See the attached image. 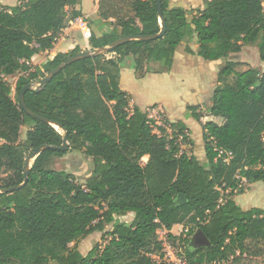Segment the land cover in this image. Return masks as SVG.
<instances>
[{"label": "trees", "instance_id": "obj_1", "mask_svg": "<svg viewBox=\"0 0 264 264\" xmlns=\"http://www.w3.org/2000/svg\"><path fill=\"white\" fill-rule=\"evenodd\" d=\"M82 2L21 0L0 9V190L22 184L34 149L60 146L65 133L72 149L94 158L91 175L79 183L53 167L54 157L65 151L46 148L24 187L0 192V264H172L161 229L174 246L180 242L178 253L188 264L264 262V209H243L234 199L246 184L264 182V68L237 71V62L228 60L220 69L208 112L223 122H201L205 163L182 149L181 139L190 136L184 121L167 120L169 136L148 110L131 107L120 87L126 57L138 77L167 73L178 48L195 35L204 59L218 60L257 43L264 62V0H206L192 18L184 7L161 0L164 36L127 40L108 53L79 58L26 91L27 107L61 124L60 132L26 114L19 95L82 52L77 46L32 65L37 54L54 47L71 19L82 16L76 8ZM98 15L101 35L92 32L91 49L162 30L156 0H100ZM18 73L14 99L7 78ZM189 109L194 118L203 116L198 105ZM24 125L30 129L22 141ZM130 212L131 222H115V216ZM110 223L103 247L97 244L84 255L71 246ZM175 224L188 229L187 237L170 232ZM196 236L209 244H196Z\"/></svg>", "mask_w": 264, "mask_h": 264}, {"label": "rangeland", "instance_id": "obj_2", "mask_svg": "<svg viewBox=\"0 0 264 264\" xmlns=\"http://www.w3.org/2000/svg\"><path fill=\"white\" fill-rule=\"evenodd\" d=\"M19 1L21 0H0V9L2 7L11 5V3L18 4ZM205 1L206 0H171V5L184 7L188 12L189 18H192L194 15L198 14V10L204 8ZM198 48H199V43H198L196 35L193 39H191L188 42V44H183L182 46L178 48V51L181 54L178 56L179 58L176 63L177 70H179L180 76L181 77L183 76L185 81L184 82L183 81L180 82V80L174 81L170 89L182 90L179 100L177 101L178 110L176 112V115L180 118L187 119L188 123H190L191 125L190 131L192 134L189 136V139L188 138L184 140L181 139V141L183 142V144L181 145L182 149L188 153L196 151L199 154L200 137H199V134L197 133L196 126H198V121L201 123L202 121L207 120V118L204 115L208 111V109L206 108V104L208 101L207 98L212 89V87L210 86L211 83L213 82V80L211 81V78H212L211 72L213 71L219 72L222 66L228 60H235L237 62V65H236L237 71H242L244 69H247L248 67L263 68V63L259 56V49H258L257 43L245 44L243 45L242 50L240 52L230 53L227 57L220 58L218 60H207V59L200 57L197 54ZM191 50H193L194 53H191L190 52ZM108 56H112V54H108ZM180 58L182 59V61H180ZM184 58H186V60ZM41 59H43V56L38 58L36 62ZM129 61H130V65L133 66V61L131 57L125 58L124 63H123L124 66L128 65ZM36 62L32 61V65L35 66ZM42 63L43 62H41V64ZM157 68H155L154 66V69H157ZM171 71L169 73H171ZM20 75L21 74L18 73V74L9 76L7 78L8 83L12 86V96L14 99L16 98V83ZM124 77L127 81L128 76L126 75ZM216 82L218 84V78L216 79ZM39 83L40 81L39 82L33 81L32 87L36 88V86H38ZM141 90H142L140 92L142 93L141 97H148L150 99H159L160 95H162L161 91H159L158 89L154 87H151V83H149L147 80H145L144 82L142 81ZM195 103H197V105L199 106L198 112H200V114L203 115V118H201L200 120L197 119L198 121H195L193 118L190 117L191 110L189 109V106ZM203 106L205 107V109L202 108ZM200 107L202 109H200ZM157 117L160 118V120L162 121V123L159 122L158 125L166 127L167 133L170 136L173 131L169 123L166 122L167 119H165L164 117L161 118L159 115H157ZM29 129H30V126L28 125L22 126L21 137H20L22 141L26 139V134ZM60 131L63 132L61 128H60ZM33 160L34 158H32L31 164L33 163ZM147 160H148V157L147 158L145 157L143 159V161H147ZM53 167L58 170H65L68 173L72 174L76 182L85 183L86 179L91 175L94 169V158L87 156L84 153V150L72 149L69 145V148L65 151V154L63 156L54 157ZM256 184L261 185V184H264V182L259 181ZM245 187L247 189H250L248 184H246ZM262 187L263 188H260V191L264 189V185H262ZM131 221L132 220L126 217V215L115 216V222L129 223ZM106 227L107 228L105 231H95L89 234L88 236L80 239L76 243H72L71 246L76 247L84 255H87L89 251L97 244H101V246L103 247L110 240V235L108 234V232L112 230L113 223L107 224ZM186 229L187 228H185L184 226L182 227L177 226L173 230L172 233L177 236L182 235L184 237H187ZM159 234L161 238L164 241H166V244L168 246V243H169V241H167L168 231L165 229H161L159 231ZM170 244L173 246L176 252H178L179 250L178 245L180 244V242H177L176 246H174L172 243ZM166 254L168 255V253ZM167 255H166V259L170 260L171 259L170 256L169 255L167 256ZM249 263L264 264L261 258L249 259L243 263H237V264H249Z\"/></svg>", "mask_w": 264, "mask_h": 264}, {"label": "crops", "instance_id": "obj_3", "mask_svg": "<svg viewBox=\"0 0 264 264\" xmlns=\"http://www.w3.org/2000/svg\"><path fill=\"white\" fill-rule=\"evenodd\" d=\"M99 1L100 0H83L82 4L79 6H76L77 9L82 11V16L76 17L74 19H71L67 25L66 28H64L57 39V42L55 43L54 47L41 52L37 54L32 61L36 62L38 58L43 56V59L38 60L36 62L35 66L41 65V62L46 61L48 58H53L58 52H68L73 48H76L79 46L82 51H88L91 50V46L89 44V38L85 36L84 29L86 26L91 27L92 32L96 33L97 35H101V32L98 30L95 24V20L98 19V10H99ZM20 3V1H19ZM11 5H15V3H11ZM69 11L73 9V7H68ZM181 53L177 50L175 54V62L173 69L171 73H163V72H149L147 73L144 77H138L136 74L135 69L133 68L132 65H130V61L128 65H125L121 69V81H120V87L126 91L129 96H130V106H139L142 109H152L154 111V114L159 115L161 118L164 117L165 119L171 121V122H176L179 120L184 121V123L187 126V130L189 134L191 135V125L188 123V120L185 118H180L176 115V112L178 110L177 107V101L179 100L180 94L182 93V90H175V89H170L172 86V83L174 81H185L183 76L181 77L179 74V70H177V61H178V56ZM186 60V58H184ZM180 61L182 59L180 58ZM263 63V68H264V62ZM245 70V69H244ZM178 71V72H177ZM127 73V74H126ZM211 91L209 93V96L207 98V104L206 108L208 109L212 105V94L214 91V88L216 87V79L218 78L219 72H211ZM127 77V81L124 76ZM176 75V76H175ZM178 76V78H177ZM181 77V78H180ZM215 77V78H214ZM147 80L149 83H151V87H154L161 91L162 95H160L159 99H150L148 97H141L142 93H140L142 90V81L144 82ZM170 82V83H169ZM210 82V81H209ZM131 83V84H130ZM171 84V85H170ZM157 85V86H155ZM197 105V103L193 104ZM202 108L205 109L203 106ZM200 107V109H202ZM207 120H213L218 123L223 122V118L213 116L209 114L207 111L206 114L204 115ZM193 118L195 121H198L196 118H194L192 115L190 116ZM203 118V116L201 117ZM159 119V118H158ZM186 121H185V120ZM205 120V121H207ZM202 121V122H205ZM162 123V121L160 120ZM195 123V122H194ZM193 123V124H194ZM197 133L199 134L200 137V150L199 154L195 152H189V154H194L195 156L198 157V159L202 162L205 163L207 161L206 157V150H205V140H204V130L202 128L201 123L198 121V126H196ZM148 157V156H147ZM146 157V158H147ZM259 182V181H258ZM257 182L248 184L250 189H247L246 192L237 194L234 196V199L236 203L242 207L243 209H248L250 207H259L264 209V189L260 191V188H263L262 185L264 184H256ZM135 214L134 212H130L126 215L130 220H133ZM182 227L184 226L183 224H175L170 232H173V230L176 227ZM166 230V229H165ZM168 231V230H167Z\"/></svg>", "mask_w": 264, "mask_h": 264}, {"label": "water", "instance_id": "obj_4", "mask_svg": "<svg viewBox=\"0 0 264 264\" xmlns=\"http://www.w3.org/2000/svg\"><path fill=\"white\" fill-rule=\"evenodd\" d=\"M157 2V7H158V10H159V13H160V20H161V25H162V30L158 33V34H155V35H138V36H128V37H123L121 38L120 40H118L117 42L107 46V47H103V48H97V49H91V50H88V51H82L74 56H71L69 57L68 59L65 60V62H63L62 64L58 65L53 72L47 74L39 83V87H41L42 85H44L45 83H47L48 81H50L53 76L59 72L60 70H62L64 67H66L68 64L72 63L73 61L79 59V58H83V57H87V56H92V55H97V54H100V53H108L111 49H113L114 47H116L118 44L122 43V42H125L127 40H131V39H142V40H152V39H156V38H159V37H162L164 36V34L166 33V22H165V19L162 17L161 13H162V7H161V0H156ZM29 89H34L32 87V84L29 83L27 84L26 86H24V88L22 89L20 95H19V104L21 106V108L23 109V111L32 116L33 118H36V119H39V120H42V121H46V122H49L51 123L53 126H55L59 131L60 129L57 127L59 126L62 130H64V128L62 127L61 124L57 123V122H53V121H50L48 118L36 113V112H33L31 111L26 103H25V99H24V96H25V93L27 90ZM61 132V131H60ZM46 148H50V149H53V150H60V151H66L68 148H69V140H68V135L67 133L64 134L63 136V143L58 146V145H43V146H39V147H36L34 149V151L30 154V156L28 157L27 159V162H26V166H25V180L22 184H19V185H15V186H12V187H9V188H6V189H2L0 190V192H5V191H15V190H19L21 189L22 187H24L27 183H28V174H29V171L30 169L32 168V165L33 163L31 164V160L32 158H34L33 162L35 161V159L41 154V152L46 149ZM179 202L183 203L186 201L185 197L183 198H180L178 199ZM196 238H200L196 244L198 245H208L209 244V241L204 238V237H200V236H196Z\"/></svg>", "mask_w": 264, "mask_h": 264}, {"label": "built area", "instance_id": "obj_5", "mask_svg": "<svg viewBox=\"0 0 264 264\" xmlns=\"http://www.w3.org/2000/svg\"><path fill=\"white\" fill-rule=\"evenodd\" d=\"M84 33L85 36L87 38H90L92 35V29L89 26H86L84 29ZM148 116L149 118L152 119H157L156 122L159 123L160 122V118L158 119L157 115L154 114V111L152 109H148ZM161 123V122H160ZM183 138V137H181ZM186 231H188V229H186ZM164 246H165V252L168 253V255L170 256V260H168L170 263L172 264H188L184 258H182L178 252H176V250L173 248V246L170 244V242L168 243V246L166 244V241H164ZM167 255V254H166ZM167 255V256H168ZM233 256H231L229 259H232Z\"/></svg>", "mask_w": 264, "mask_h": 264}, {"label": "flooded vegetation", "instance_id": "obj_6", "mask_svg": "<svg viewBox=\"0 0 264 264\" xmlns=\"http://www.w3.org/2000/svg\"><path fill=\"white\" fill-rule=\"evenodd\" d=\"M200 238H195L194 242H197ZM201 240V239H200Z\"/></svg>", "mask_w": 264, "mask_h": 264}, {"label": "bare ground", "instance_id": "obj_7", "mask_svg": "<svg viewBox=\"0 0 264 264\" xmlns=\"http://www.w3.org/2000/svg\"><path fill=\"white\" fill-rule=\"evenodd\" d=\"M59 129H60V127L59 126H57Z\"/></svg>", "mask_w": 264, "mask_h": 264}]
</instances>
